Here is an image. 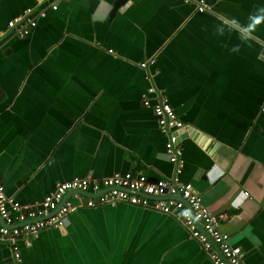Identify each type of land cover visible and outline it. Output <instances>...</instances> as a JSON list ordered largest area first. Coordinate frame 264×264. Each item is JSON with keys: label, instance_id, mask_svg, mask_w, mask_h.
<instances>
[{"label": "crops", "instance_id": "1", "mask_svg": "<svg viewBox=\"0 0 264 264\" xmlns=\"http://www.w3.org/2000/svg\"><path fill=\"white\" fill-rule=\"evenodd\" d=\"M116 1L0 0V184L31 205L74 178L175 177L143 104L155 86L183 132L207 139L182 138L180 181L246 264H264V0H205V12L199 0H126L112 16ZM39 6L30 36L11 32ZM59 229L20 241L25 264H211L175 218L127 203L84 207ZM11 257L0 240V264Z\"/></svg>", "mask_w": 264, "mask_h": 264}, {"label": "built area", "instance_id": "2", "mask_svg": "<svg viewBox=\"0 0 264 264\" xmlns=\"http://www.w3.org/2000/svg\"><path fill=\"white\" fill-rule=\"evenodd\" d=\"M196 4L199 12L210 9L205 0H199ZM34 12L28 9L24 15L11 21L8 25L11 32L21 38L28 35L37 25ZM152 63L154 59L142 63L141 67L148 68ZM149 95H156L155 104L151 103ZM143 104L153 110L160 130L167 138L165 151L170 162L176 166L175 177L155 183L150 182L145 175L136 176L133 173L115 174L101 180L74 178L58 183L55 190L40 203L31 206H24L9 197L5 187L0 184V220H3L0 222V240L9 245L14 264H24L21 240L30 247L32 239L42 231L66 225L69 215L80 209L117 203H127L174 217L200 244L213 264H246L242 259V249L233 246L229 234L221 230L220 218L210 213L193 184L183 183L178 177L183 168V149L178 140L186 125L177 117L168 96L152 86L148 95L143 96ZM69 193H73L80 203L64 201ZM82 193L87 194L85 202ZM150 197L157 200L151 201Z\"/></svg>", "mask_w": 264, "mask_h": 264}, {"label": "water", "instance_id": "3", "mask_svg": "<svg viewBox=\"0 0 264 264\" xmlns=\"http://www.w3.org/2000/svg\"><path fill=\"white\" fill-rule=\"evenodd\" d=\"M124 1H126V0H117L116 1V3L114 4V7H113V10H112V13H111V15L112 16H114L115 14H116V12L118 11V8L120 7V6H122L123 4H124ZM54 6H56V9H54ZM49 8L50 9H52V10H57L58 9V4L57 3H53V4H51L50 6H49ZM31 9H33L34 11H35V16L34 17H36L37 18V25H36V27L38 26V21H39V19H41V18H46L47 17V10L45 9V8H42L41 6H39V8L37 9V10H35L34 8H31ZM41 12L43 13V15H40L41 14ZM36 27L35 28H33V30H31V32L28 34V35H26L24 38H27L28 36H30L33 32H34V30L36 29ZM20 38V37H19ZM151 109V108H150ZM152 110V109H151ZM153 111V110H152ZM154 113V112H153ZM156 120H157V118H156ZM157 125H158V121H157ZM158 129H159V131L161 132V130H160V127H159V125H158ZM162 133V132H161ZM185 135H190L192 138L193 137H196V138H201V140L203 141V140H205V141H207V139H206V137L204 136V135H202L201 133H199L198 131H196V130H194V129H192V130H188V133H184V134H182L181 135V137L179 138V140H178V143L180 144V142H181V140H182V138L185 136ZM183 162V161H182ZM184 166V165H183ZM127 173H133L134 175H144V174H142V173H139V169L137 168V169H134V172L133 171H131V172H127ZM126 174V173H125ZM146 176V175H145ZM162 179H171V178H169V177H166V178H161L160 180H162ZM83 195H87L86 193H82ZM198 194V193H197ZM152 198V197H151ZM41 202V201H40ZM40 202H37V203H40ZM34 204H36V203H33V204H31V205H34ZM117 204H120V203H117ZM117 204H105V205H117ZM31 205H24V206H31ZM98 206H102V205H98ZM97 207V206H96ZM146 210H148V211H151V212H155V213H159V214H161V215H165V216H170V215H166V214H163V213H160V212H157V211H154V210H150V209H146ZM170 217H172V216H170ZM174 218V217H173ZM0 222L2 223L3 222V220H0ZM60 231H62V232H64V233H66L67 232V229H66V225H64V226H62V227H60V229H59ZM190 235V234H189ZM191 237V236H190ZM192 238V237H191ZM195 240V239H194ZM196 241V240H195ZM197 242V241H196ZM198 243V242H197ZM199 244V243H198ZM200 245V244H199ZM201 247V246H200ZM202 248V247H201ZM215 248L217 249V247L215 246ZM203 250V249H202ZM21 251H22V249H21ZM204 251V250H203ZM205 253V252H204ZM23 254V253H22ZM12 255V254H11ZM205 255H206V253H205ZM206 257L208 258V256L206 255ZM12 258V257H11ZM24 258V257H23ZM209 259V258H208ZM12 261H13V258H12ZM209 261L211 262V260L209 259ZM13 264H14V261H13ZM24 264H25V262H24ZM211 264H213L212 262H211Z\"/></svg>", "mask_w": 264, "mask_h": 264}, {"label": "clouds", "instance_id": "4", "mask_svg": "<svg viewBox=\"0 0 264 264\" xmlns=\"http://www.w3.org/2000/svg\"><path fill=\"white\" fill-rule=\"evenodd\" d=\"M254 22L255 23H259L260 22V18H256Z\"/></svg>", "mask_w": 264, "mask_h": 264}]
</instances>
